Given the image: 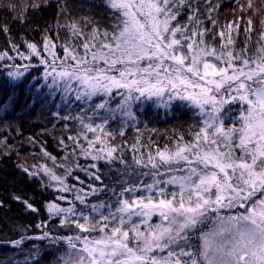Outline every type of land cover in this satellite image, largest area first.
<instances>
[{
	"label": "snow or ice",
	"instance_id": "6c2138e0",
	"mask_svg": "<svg viewBox=\"0 0 264 264\" xmlns=\"http://www.w3.org/2000/svg\"><path fill=\"white\" fill-rule=\"evenodd\" d=\"M103 4L112 12V31L101 30L92 18L84 17L94 25L82 44L84 55L78 58L75 48L62 46L75 65L71 72L65 70L58 75L84 86L77 99L111 95L114 89H124L126 95L121 93L124 103L120 108H126L125 115L132 116V102L171 92L168 101L188 100L200 108L201 115H205L206 106L211 105V110L206 113L203 127L194 134V141L177 144L174 151L157 150L160 164H186L185 175L172 176L163 182L177 185L178 191L169 193L160 187L156 197L149 194L120 199L115 211L100 213L97 220L80 212L81 219L69 221V216L76 215L74 206L63 208L56 203L48 204L49 213L63 214L62 223L71 222L83 233L97 231L99 225L98 231L102 233L92 240L80 235L67 237L71 249L77 248L74 241H80L82 247L69 253L64 264H264V19L260 22L253 54L246 55V47L238 52L235 49V36L240 34L237 20L214 34L213 39L218 35L226 41L219 48L206 43L204 37L209 29L201 27L203 22L195 15L198 9H192L193 14L188 17L187 23L193 25L191 30L181 25L177 18L186 4L191 8L189 0H103ZM247 8L253 9V0H247ZM240 10H244V5H240ZM212 22L215 25L216 21ZM66 27L73 36L84 34L75 21ZM254 31L253 20L249 18L243 28L246 45ZM100 37L103 39L98 49L92 51L97 46L91 41ZM27 46L40 56L36 44ZM43 47L55 63L58 58L55 44L47 39ZM89 52L91 60L87 58ZM134 92L138 95H133ZM234 102L247 107L241 109L238 117L240 126L227 127L220 113L226 104ZM106 103L96 107L105 108ZM86 127L95 131L91 125ZM114 152L116 149H108L107 158ZM156 157L149 153L148 164L152 168L158 167L154 162ZM92 158L100 159L99 156ZM136 163L144 161L136 160ZM24 171L29 170L24 168ZM44 171L53 181L64 184L51 169L45 166ZM160 183L148 185L149 192ZM131 191L134 189L125 188L120 195ZM76 199L84 203L79 195ZM24 203L37 211L32 204ZM237 206L244 211L235 215L220 214L221 209ZM91 207L99 212L104 205ZM156 215L161 222L149 224ZM132 217L141 219L136 223ZM112 220L118 223L106 231ZM142 224L148 226L142 230ZM194 240L200 241L199 246ZM15 243L19 245L22 240Z\"/></svg>",
	"mask_w": 264,
	"mask_h": 264
},
{
	"label": "trees",
	"instance_id": "16d2710c",
	"mask_svg": "<svg viewBox=\"0 0 264 264\" xmlns=\"http://www.w3.org/2000/svg\"><path fill=\"white\" fill-rule=\"evenodd\" d=\"M189 3L191 8L186 4L177 18L181 25L191 30L193 25L187 23L188 17L193 14L192 9H198L195 15L203 22L201 27L209 29L204 37L206 43L219 48L226 41L218 35L213 39L214 34L225 24L237 20L240 34L235 36V49L238 52L246 47V55L253 54L260 22L264 19V0H253V9L247 8V0H211V4L208 0H189ZM240 5H244L243 11ZM214 6L218 7L210 11ZM61 8L66 10L61 11ZM84 17L92 18L101 30L112 31V12L104 6L103 0H0V29H7L0 30V56L4 57L0 59V264H64L69 253L82 247L80 241H74L77 248L71 249L67 237L80 235L92 240L102 235L99 225L97 231L83 233L71 222L62 223L63 214L48 212L50 203L63 208L74 206L76 215L69 216V221L81 219L80 212L97 220L100 213L115 211L120 199L149 194L156 197L160 187L169 193L178 191L177 185L163 182L172 176L185 175L186 164H160L157 150L174 151L177 144L194 141V134L203 127L206 117L201 115L200 108L188 100L168 101L171 92L132 102V116L125 115L126 108H120L124 103L121 93L126 95L124 89H114L111 95L77 99L84 86L58 73L71 72L75 65L62 46L75 48L78 58L84 55L82 44L94 26ZM249 18L253 20L255 31L246 45L243 28ZM74 21L83 28L84 34L72 35L66 25ZM47 39L55 44L54 52L58 57L55 63H52L54 57L44 50ZM101 39L103 37L91 41L97 46L92 51L98 49ZM29 43L37 45L40 56L32 53L27 46ZM87 58L91 60L90 52ZM179 90L183 92V88ZM105 101V108L96 107ZM246 107L240 102L226 104L220 113L225 125L239 127L238 117ZM206 108L211 109V105ZM86 125H91L95 131H89ZM110 148L116 152L107 158ZM149 153L156 157L154 162L158 167L148 164ZM237 153L240 154L239 149ZM93 156L100 159L94 160ZM136 160L144 163L137 164ZM45 166L60 176L64 184L53 181L44 171ZM24 168L29 171L25 172ZM155 181L161 183L149 192L147 186ZM125 188L134 191L121 196ZM77 195L84 203L76 199ZM24 201L37 211L27 208ZM91 205L104 207L94 212ZM241 211L244 209L237 206L221 209L220 214L235 215ZM140 219L132 217L136 223ZM159 219L158 215L153 216L149 224H157ZM117 223L112 220L106 231ZM147 226L142 224L141 229ZM17 240L22 243L17 245ZM193 243L199 246L200 241Z\"/></svg>",
	"mask_w": 264,
	"mask_h": 264
},
{
	"label": "rangeland",
	"instance_id": "374dc122",
	"mask_svg": "<svg viewBox=\"0 0 264 264\" xmlns=\"http://www.w3.org/2000/svg\"><path fill=\"white\" fill-rule=\"evenodd\" d=\"M183 91H184V89H183ZM190 91H195L194 89H190ZM211 109H207L206 108V110H205V117H206V113L208 112V111H210ZM161 222V218L159 219V223ZM101 236V235H100ZM99 237V236H98ZM76 251H73V252H71V253H75Z\"/></svg>",
	"mask_w": 264,
	"mask_h": 264
}]
</instances>
